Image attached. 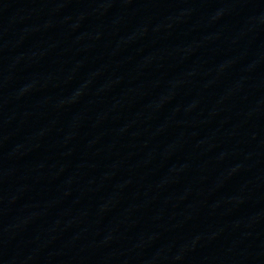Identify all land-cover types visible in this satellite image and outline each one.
<instances>
[{"label":"water","instance_id":"1","mask_svg":"<svg viewBox=\"0 0 264 264\" xmlns=\"http://www.w3.org/2000/svg\"><path fill=\"white\" fill-rule=\"evenodd\" d=\"M0 264H264V0H0Z\"/></svg>","mask_w":264,"mask_h":264}]
</instances>
